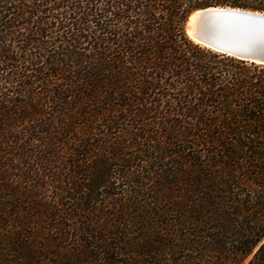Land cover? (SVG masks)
Segmentation results:
<instances>
[{
	"label": "trees",
	"instance_id": "1",
	"mask_svg": "<svg viewBox=\"0 0 264 264\" xmlns=\"http://www.w3.org/2000/svg\"><path fill=\"white\" fill-rule=\"evenodd\" d=\"M211 7L264 0H0V264H264V65Z\"/></svg>",
	"mask_w": 264,
	"mask_h": 264
},
{
	"label": "water",
	"instance_id": "2",
	"mask_svg": "<svg viewBox=\"0 0 264 264\" xmlns=\"http://www.w3.org/2000/svg\"><path fill=\"white\" fill-rule=\"evenodd\" d=\"M185 31L193 42L216 53L264 65V12L206 8L188 17Z\"/></svg>",
	"mask_w": 264,
	"mask_h": 264
},
{
	"label": "rangeland",
	"instance_id": "3",
	"mask_svg": "<svg viewBox=\"0 0 264 264\" xmlns=\"http://www.w3.org/2000/svg\"><path fill=\"white\" fill-rule=\"evenodd\" d=\"M132 153H134V152H132ZM59 167V166H58ZM59 170L61 171V173L63 174V172L66 170V166H64V165H62V166H60V168H59ZM119 171H122V172H126V169H120ZM50 186V188L49 189H47V191H48V195H47V197H53L55 194H54V190H53V185L54 184H52L50 181H48V182H46V186ZM121 186L122 185H120L118 188H119V190H120V188H121ZM122 189V188H121ZM105 192H107V193H111V192H113L112 190L111 191H105ZM103 194H105L104 192H103ZM105 196V195H104ZM101 198V197H100ZM68 225H77V226H80L81 225V220H75L74 222H69V223H67Z\"/></svg>",
	"mask_w": 264,
	"mask_h": 264
},
{
	"label": "bare ground",
	"instance_id": "4",
	"mask_svg": "<svg viewBox=\"0 0 264 264\" xmlns=\"http://www.w3.org/2000/svg\"><path fill=\"white\" fill-rule=\"evenodd\" d=\"M197 14H198V13H197ZM197 14H195V15H197ZM195 15H194V16H195ZM194 16H193V17H194ZM193 17H192V18H193Z\"/></svg>",
	"mask_w": 264,
	"mask_h": 264
}]
</instances>
